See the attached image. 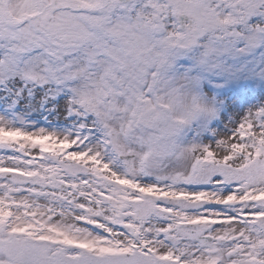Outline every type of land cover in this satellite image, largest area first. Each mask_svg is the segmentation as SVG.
Here are the masks:
<instances>
[{
  "label": "snow or ice",
  "instance_id": "1",
  "mask_svg": "<svg viewBox=\"0 0 264 264\" xmlns=\"http://www.w3.org/2000/svg\"><path fill=\"white\" fill-rule=\"evenodd\" d=\"M0 264H264V0H0Z\"/></svg>",
  "mask_w": 264,
  "mask_h": 264
}]
</instances>
